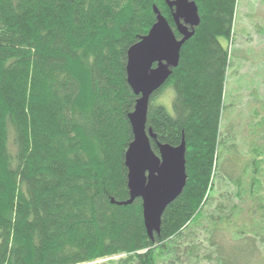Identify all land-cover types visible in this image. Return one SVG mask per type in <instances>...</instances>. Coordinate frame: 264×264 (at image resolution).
Instances as JSON below:
<instances>
[{"label": "trees", "instance_id": "obj_1", "mask_svg": "<svg viewBox=\"0 0 264 264\" xmlns=\"http://www.w3.org/2000/svg\"><path fill=\"white\" fill-rule=\"evenodd\" d=\"M194 1L201 23L162 88L172 110L153 103L161 89L148 113L158 141L185 139L188 180L151 239L142 200H112L130 197L128 50L154 5L172 19L166 0H0V264L250 263L224 243L244 230L215 180L237 0Z\"/></svg>", "mask_w": 264, "mask_h": 264}, {"label": "rangeland", "instance_id": "obj_2", "mask_svg": "<svg viewBox=\"0 0 264 264\" xmlns=\"http://www.w3.org/2000/svg\"><path fill=\"white\" fill-rule=\"evenodd\" d=\"M225 45L229 61L219 122L223 173L215 180L224 204L235 206L237 229L244 231L227 233L223 240L229 250L245 253L249 264H264V0H237L231 39ZM174 97L167 87L153 103L171 112ZM120 258L125 255L83 264H116Z\"/></svg>", "mask_w": 264, "mask_h": 264}, {"label": "water", "instance_id": "obj_3", "mask_svg": "<svg viewBox=\"0 0 264 264\" xmlns=\"http://www.w3.org/2000/svg\"><path fill=\"white\" fill-rule=\"evenodd\" d=\"M171 9L175 29L154 5L156 21L149 32L128 50L127 82L137 96L134 110L128 118L133 140L125 154L128 169L129 199L113 203L131 205L142 200L144 224L151 239L160 234L166 208L183 192L187 180V146L183 139L177 146L162 143L148 128V113L152 97L169 81L178 67L183 46L195 34L201 23L194 0H166ZM156 141L158 153L151 141Z\"/></svg>", "mask_w": 264, "mask_h": 264}]
</instances>
